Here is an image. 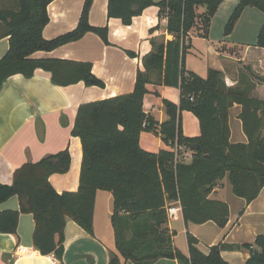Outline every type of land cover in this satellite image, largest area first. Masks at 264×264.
<instances>
[{"label":"trees","instance_id":"1","mask_svg":"<svg viewBox=\"0 0 264 264\" xmlns=\"http://www.w3.org/2000/svg\"><path fill=\"white\" fill-rule=\"evenodd\" d=\"M51 0H17L15 9L0 7V22L6 28L0 38L10 37V47L0 58V89L12 75L33 76L38 68L52 73L57 85L84 81L87 86L104 87V82L92 71L89 62L57 58H34L40 50L51 51L82 38L86 33L99 35L109 43L108 27L90 23L94 0H85L78 25L73 30L46 39L43 29L49 21ZM223 0H108L109 18L130 24L134 16L152 5L160 14H168L167 31L173 39L153 38L152 50L143 57L144 70L139 69L132 92L82 103L72 134L82 142L80 184L77 191L58 192L50 182L54 173L70 170L69 149L48 154L37 162L28 161L16 169L11 184L0 183V203L17 195L18 210L0 214V232L16 233L21 213H32L35 219L33 243L44 255H53L64 264L65 226L68 218L94 235V211L98 190L112 192L114 210L112 225L116 246L122 257L112 253L108 264L153 263L159 258L177 259L179 264H230L221 255V244L204 253L198 239L187 233L189 253L174 245L173 235L164 224L168 222V207L179 202L186 224L214 222L225 227L230 218L227 202L211 199L218 182L228 176L237 197L252 202L264 187V97L259 85L264 77L250 66L242 73L239 84L228 87L224 74L209 69L202 77L185 67V56L191 47L190 31L202 29L206 36L210 22ZM247 6L264 12V0H240L226 26L225 34L234 29ZM200 7H205L200 12ZM201 24V27H200ZM258 45L264 47V25ZM156 73L162 84L180 90V102L164 100L169 116L160 123L144 111V97L151 75ZM241 105L239 118L247 142L230 140V108ZM188 110L199 120L200 134L186 136L182 127V112ZM143 131L160 135L169 149L151 152L140 144ZM192 153L189 162L176 161L175 144ZM198 144V149H192ZM243 210L240 211V214ZM132 228V236L127 231ZM259 249L245 264H264V234L253 244L243 247Z\"/></svg>","mask_w":264,"mask_h":264},{"label":"crops","instance_id":"2","mask_svg":"<svg viewBox=\"0 0 264 264\" xmlns=\"http://www.w3.org/2000/svg\"><path fill=\"white\" fill-rule=\"evenodd\" d=\"M84 2L51 0L47 7L49 21L43 29L44 37L52 39L76 28ZM239 3L240 0H223L211 19L206 36L202 29L190 31L188 39L191 47L185 56L187 70L202 77H207L211 68L220 70L228 87L238 85L241 76L251 83V77L242 73L244 66H250L264 77V47L258 45L259 32L264 25V12L257 7L247 6L232 32L225 34V26ZM0 7L15 9L17 0H0ZM199 11L204 12L205 7H200ZM163 15L160 14L159 6L152 5L142 14L134 16L130 24H124L119 19L109 18L108 0H94L90 9V23L108 27L109 43L104 42L99 35L88 32L76 41L51 51L40 50L32 55L34 58L89 62L93 73L104 82V87L87 86L84 81L57 85L52 81V73L42 68L36 69L31 77L17 73L4 82L0 89V183L11 184L16 169L28 161L37 162L48 154L69 149L72 158L70 170L52 174L50 182L58 192L78 190L83 150L80 138L72 134L78 107L82 103L133 91L138 70H144L143 57L152 50L151 40L159 37L173 39V35L167 31L168 19ZM149 17L154 21L150 22ZM5 29L0 22V34ZM9 47L10 37L0 38V58ZM147 89L143 104L145 113L160 123L167 121L169 116L164 100L179 104L180 90L160 83L156 73L151 75ZM258 89L259 96L264 97V82ZM241 109L239 104L230 108V140L233 143L248 141L239 118ZM188 112H182L184 135L198 136L200 127L188 131L187 121L193 117L192 112ZM140 144L151 152L170 148L160 135L148 131L141 133ZM232 194V184L226 176L210 195L211 199L227 202L230 207V218L225 227H219L212 221L186 224L183 214H178L176 219H168L164 227L174 233V245L188 254L187 233H191L198 239V247L204 253H209L211 246L221 244L224 260L230 264H245L255 247L243 245L253 244L257 235L264 234V187L250 203H246L243 198L232 197ZM19 208L20 200L15 195L0 203V214L4 210ZM113 210L112 192L98 190L94 235L68 218L64 233V264H108L112 253H117L122 261L125 260L116 246L111 220ZM34 229L33 214L21 213L16 233L0 232V264H60L53 255H44L36 249L33 243ZM132 233L130 228L128 237ZM179 233L185 234L186 238L182 247L176 242ZM18 246L33 248L36 253L34 256L18 255ZM126 264L136 263L128 261ZM149 264L179 262L177 259L159 258Z\"/></svg>","mask_w":264,"mask_h":264},{"label":"built area","instance_id":"3","mask_svg":"<svg viewBox=\"0 0 264 264\" xmlns=\"http://www.w3.org/2000/svg\"><path fill=\"white\" fill-rule=\"evenodd\" d=\"M165 18L168 19V14L165 12L163 15ZM149 21L153 22L154 19L149 17ZM175 152V160L178 161H184L189 162L192 159V153L187 150L184 146H179L177 143L173 148H171ZM168 218L176 219L178 214H183V209L181 204L177 202H172L168 207ZM16 252L18 255H28V256H34L36 253V250L33 248H28L24 246H18L16 248Z\"/></svg>","mask_w":264,"mask_h":264},{"label":"rangeland","instance_id":"4","mask_svg":"<svg viewBox=\"0 0 264 264\" xmlns=\"http://www.w3.org/2000/svg\"><path fill=\"white\" fill-rule=\"evenodd\" d=\"M184 111H187L188 112V110H184ZM188 113H190L191 114V112L189 111ZM193 117H190L189 119H188V121H187V125H188V131L189 132H192V129H198L199 127H200V125H199V120H197V117L192 113L191 114ZM227 181V183H229L228 182V180H226ZM229 185V184H228ZM229 187V186H228ZM232 195H234V194H232ZM232 197H236V195H234V196H232ZM179 222H180V220H179ZM176 242H177V244H178V246L179 247H182V246H184L185 245V243H186V238H185V234H180L179 233V236L177 237V240H176Z\"/></svg>","mask_w":264,"mask_h":264},{"label":"water","instance_id":"5","mask_svg":"<svg viewBox=\"0 0 264 264\" xmlns=\"http://www.w3.org/2000/svg\"><path fill=\"white\" fill-rule=\"evenodd\" d=\"M191 148L192 149H198L199 148V145L198 144H192L191 145ZM258 249L257 248H253L251 251H250V253H249V255H248V258H252V257H254V256H256L257 254H258Z\"/></svg>","mask_w":264,"mask_h":264}]
</instances>
